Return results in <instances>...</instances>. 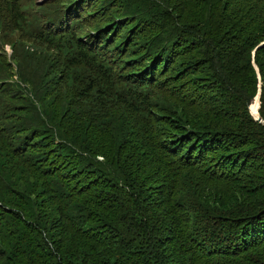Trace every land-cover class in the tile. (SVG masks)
Masks as SVG:
<instances>
[{
  "label": "trees",
  "instance_id": "16d2710c",
  "mask_svg": "<svg viewBox=\"0 0 264 264\" xmlns=\"http://www.w3.org/2000/svg\"><path fill=\"white\" fill-rule=\"evenodd\" d=\"M24 1L0 0V33L4 29L32 34L41 27L44 39L36 34L33 37L60 51L57 54L68 68L66 83L74 93L86 97L81 100L92 106L113 104L117 111L128 113L123 118L112 115L108 123L99 124L114 136L107 150L101 143L91 146L92 151H104L105 156L119 161L122 171L118 175L127 176L123 180L127 189L117 190L116 199L104 204L89 190H69L61 177L31 169L28 173L42 178L25 180L34 198L56 195L54 201L39 206V216H32L47 231L56 254L48 251L45 260L30 263L12 245V260L7 264H264V124L253 120L245 106V97L258 90L259 75L260 119L264 121V45L260 46L264 42V0H206L211 6L206 4L209 11L199 16L198 22L200 4L196 0H165L168 5L158 0L163 8L158 3L141 2V9L129 11L137 21L154 23L160 14L171 11L161 27L173 40L152 49L148 58L153 59L152 71L139 77L125 70L118 69V73L112 67L114 61L116 67L122 65L119 43L103 50L91 44L93 39H78L91 23L84 20L89 13L63 27L57 24L59 31L53 33L32 12L36 4ZM88 2L81 0L78 14ZM120 9L118 4L115 14L120 15ZM110 24L99 38L115 35L119 26ZM182 27L194 30L190 36L203 33L204 42L197 40L198 44L213 50L203 65H213L212 96L220 94L218 107L212 104L210 113L205 110L191 119L166 116L160 112L162 108L151 111L152 100L163 104L155 87L158 81L151 82L174 62L178 49L169 50L170 44L190 46ZM169 35L162 34L165 40ZM178 37L179 41H174ZM113 49L111 60L108 54ZM134 49L131 44L129 51ZM252 55L258 73L251 65ZM43 70L42 65L35 68V86ZM70 71L75 76H70ZM230 82L244 91L235 100ZM157 123L165 130L155 129ZM132 124L137 131L123 132ZM93 128L85 133L87 143L88 134L99 136ZM128 135L136 136L142 148L139 143L136 150L128 148L123 140ZM86 150H90L88 146ZM150 150L154 160L147 164ZM155 162L164 163L163 169L155 172V187L165 182L166 192H155L156 202L150 205L143 193L136 194L139 177L134 179L125 172L136 176ZM5 166L4 172L12 175V164Z\"/></svg>",
  "mask_w": 264,
  "mask_h": 264
},
{
  "label": "rangeland",
  "instance_id": "374dc122",
  "mask_svg": "<svg viewBox=\"0 0 264 264\" xmlns=\"http://www.w3.org/2000/svg\"><path fill=\"white\" fill-rule=\"evenodd\" d=\"M101 1L89 0L79 12L78 16L83 17L85 13L98 9L92 12V18L91 16L84 18L91 23L80 32V39L92 38L91 44L98 45L103 50L109 49L108 46L111 44L119 43L118 48L121 47L122 50L118 57L122 65L116 67L114 61L112 67L117 71L125 70L129 74L132 72V75L135 74L137 77L145 76L146 72L152 71L153 59L148 60L152 49L157 44L162 45L166 41L173 40L169 31L161 27L171 11L167 10L160 14L154 23L141 22L131 16L129 11L141 9V2L158 3L163 8L160 1L106 0L102 6ZM196 1L200 4L199 13L195 19L198 22L199 16L209 11L206 4L210 7L211 3L205 2L206 0ZM33 2L36 3L37 8L60 7V10L67 7L71 10L75 9L78 3L76 0L71 4H69L71 0H33ZM118 4L121 5L120 15L115 14ZM165 4L168 5L167 2ZM49 16H51L50 13L45 15L44 19ZM110 23H116L119 26L118 31L114 32L115 35L108 34L106 37L98 38V31L104 32L102 31L104 25L112 27ZM154 28L158 30L155 31ZM189 28L180 29L183 37L190 39V46L186 48L183 44L168 43L172 46L169 50L175 47L178 49L173 57L174 62L170 65V61L165 71L155 74L152 78V85L158 81L159 84L155 87L160 91L163 99V104L152 100V112L162 108L160 112L166 116L191 119L197 114L204 113L205 110L210 113L212 104L215 107L219 106L217 100L220 94L212 96L211 90L215 70L213 65L210 67L203 65V61L212 54L213 50L198 44L197 40H201L200 43L204 42L203 33L188 35L194 32ZM125 32L128 33L126 37H124ZM162 34L169 36L165 40ZM174 41H179V37ZM131 44L135 49L129 51ZM193 47L199 49L195 50ZM180 48L184 49L180 50ZM113 52L114 49L108 54L111 60L114 57ZM244 62H246L245 59ZM40 65L44 70L37 75L38 86H35V68ZM251 65L258 73L253 62V55ZM67 71L68 68L64 66L62 57L57 54L55 48L40 42L39 38L20 31L0 33V264H7L12 260L10 254L12 245H16L18 253L30 263L45 260L48 251L56 254L55 248L48 241L47 231L32 217L39 216L41 212L39 206L45 201H54L56 195L50 193L41 199L34 198L25 180L42 178L28 173L31 169L35 168L44 174L50 173L61 177L63 184L69 190H89L96 198L95 200L104 204L116 199L117 190L127 189L123 181L127 180V176L118 175L122 171L119 161L114 157L108 158L104 155V151L97 153L92 149L94 145L101 143L107 150L110 140L114 138L102 130L99 124L108 123L112 115L123 118L127 117L128 113L117 111V107L113 104L103 103L101 106H92L88 100H81L80 98L86 97L74 93L73 87L66 83ZM257 80L258 90L255 95L248 94L245 97V106L251 118L263 124L264 121L260 119V96L258 101L256 100L259 86L261 88L259 75ZM230 84L233 86L234 100L244 94V91L236 85L231 82ZM243 88L251 93L250 89ZM255 102H257L254 108L256 112H253L251 108ZM107 112L111 113L102 115ZM236 121L238 122V118ZM134 124L128 126L123 132L137 131L138 128ZM92 126L99 136L95 132L88 134L89 144L84 136ZM161 128L164 129L158 123L155 125V129L162 131ZM123 140L128 148L136 150L138 143V147L142 148L136 136L128 135ZM87 146L89 151L86 150ZM148 156L147 164L151 163V159L154 160L152 151ZM2 158H8V160L4 162ZM6 163L12 164L10 171L12 175L4 172ZM163 166L164 163L155 162L146 169L140 170L141 172L136 176L124 171L134 179L139 177L137 181L135 180L138 189L136 194L143 193L150 205L151 202H156L155 192L163 193L164 190L166 192V183L164 182L156 189L154 179L155 172L162 170ZM137 201L145 206L142 200L137 199ZM195 218L192 217L194 222Z\"/></svg>",
  "mask_w": 264,
  "mask_h": 264
},
{
  "label": "bare ground",
  "instance_id": "6f19581e",
  "mask_svg": "<svg viewBox=\"0 0 264 264\" xmlns=\"http://www.w3.org/2000/svg\"><path fill=\"white\" fill-rule=\"evenodd\" d=\"M256 103H257V102H255L254 105H252L253 107L251 106V107H252L251 110H252L253 112H256V109H254V108H256V106H257ZM254 106H255V107H254Z\"/></svg>",
  "mask_w": 264,
  "mask_h": 264
},
{
  "label": "water",
  "instance_id": "95a60500",
  "mask_svg": "<svg viewBox=\"0 0 264 264\" xmlns=\"http://www.w3.org/2000/svg\"><path fill=\"white\" fill-rule=\"evenodd\" d=\"M260 46H263V44L262 45H260ZM259 89H260V86H259ZM258 96H257V101H258V98H259V96H260V90L258 91V94H257ZM257 120V119H256ZM258 121V120H257ZM260 122H262L261 120H260ZM264 124V123H263Z\"/></svg>",
  "mask_w": 264,
  "mask_h": 264
}]
</instances>
